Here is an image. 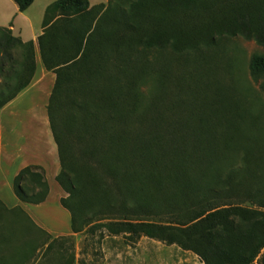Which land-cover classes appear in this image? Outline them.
<instances>
[{
  "label": "trees",
  "instance_id": "obj_1",
  "mask_svg": "<svg viewBox=\"0 0 264 264\" xmlns=\"http://www.w3.org/2000/svg\"><path fill=\"white\" fill-rule=\"evenodd\" d=\"M13 2L24 12L34 0ZM225 35L264 45V0L47 6L36 44L44 69L54 74L45 109L59 162L55 181L66 194L59 203L74 235L98 232V241L121 235L128 245L145 237L191 252L202 264H264V150L252 149L262 127L226 94L209 108L165 111L166 80L149 57L153 50L198 51ZM35 70L34 43L0 27V110ZM249 71L264 75V55L251 57ZM12 191L20 202L43 203L44 169L19 170ZM31 230L51 239L19 206L0 200V249ZM71 237L33 241L0 264H20L44 246L41 258L50 264L55 243L57 264H76L60 244Z\"/></svg>",
  "mask_w": 264,
  "mask_h": 264
},
{
  "label": "rangeland",
  "instance_id": "obj_2",
  "mask_svg": "<svg viewBox=\"0 0 264 264\" xmlns=\"http://www.w3.org/2000/svg\"><path fill=\"white\" fill-rule=\"evenodd\" d=\"M88 1L92 5L101 3L106 5L109 0ZM255 54L264 55V45H259L253 39H246L241 35L216 37L213 46L182 54H174L168 49L153 50L149 53V57L152 60L156 59L155 67L162 68L161 72L166 80L165 91L168 97L164 101L163 109L168 111L175 108L177 112L186 114L191 107L201 110L207 107L205 104L211 102L212 98L217 99L216 95L226 94L229 99L239 101L248 109L251 116L256 119V126L262 127L263 136L253 137L260 144L252 149L264 150V75L253 78L249 71V61ZM45 78L44 76L43 80ZM51 80L50 76H47L46 81L44 80L46 88L44 92L42 91L43 94L35 91L29 93L23 102V109L30 110L34 105L42 108L45 97L47 104V96L52 87H49ZM142 91L146 93L149 87L142 88ZM10 127H14L21 134L29 135L36 133L42 125L28 113H18ZM45 127L49 132L46 109ZM5 188L6 185L3 184L2 189ZM53 197L48 208L33 209V213L41 214L46 219L49 216L56 218L59 222L61 221V224L57 225V230L64 231L69 227V221L66 223L65 220L60 219L58 206L53 205L55 203ZM234 202L242 203L241 206L245 207L251 206V203L245 199H235ZM12 225L14 224H10ZM13 228L18 227L15 225ZM98 234V232L93 236L77 234L60 241V244L66 251V255L74 253L76 264L80 260H83L85 264H201L193 253L183 251L175 245L169 246L145 237L140 238L136 244L128 245L121 235H106L98 241ZM51 239L54 238L51 237ZM51 239L31 230L18 235V240L11 247L1 248L0 258L8 259L16 248H29L35 245L33 241L41 244ZM44 250L45 246L39 248L34 256L20 264H49L47 258H41ZM50 253L49 255H53L54 258L50 264H57L56 243Z\"/></svg>",
  "mask_w": 264,
  "mask_h": 264
},
{
  "label": "crops",
  "instance_id": "obj_3",
  "mask_svg": "<svg viewBox=\"0 0 264 264\" xmlns=\"http://www.w3.org/2000/svg\"><path fill=\"white\" fill-rule=\"evenodd\" d=\"M54 1L34 0L24 12H19L13 0H0V27L9 28L12 35L19 37L23 42L32 41L34 43L36 63V70L30 84L0 110V200L7 208L19 206L33 222L35 220L34 223L41 230L56 239L74 236V234L70 230L69 213L59 203V200L66 197V194L55 181V177L59 172V162L50 130L48 132L45 127L44 105H47L45 102L46 97L43 99L42 108L34 105V103L32 109H23V102L30 92L35 91L43 94L42 91L44 92L46 88L45 81L47 76L52 77L49 87L53 86L54 83V74L44 69L36 44L37 37L42 33V20L45 9ZM90 6L93 5L90 3ZM44 76L46 77L45 81L43 80ZM18 113H28L33 116V119L38 123L40 122L42 128L37 129L36 133L29 135L17 132L14 127L9 128ZM29 165L42 167L48 183L49 194L46 200L39 205L20 202L12 191L13 178L19 170ZM3 184L6 185L5 189H2ZM52 197L55 200L53 205L58 206L60 219L65 220L66 223L69 221V227L64 231L57 230V225L61 224V221L59 222L56 218L49 216L48 219L50 220H48L41 214L36 215L33 213V209L43 210L48 208Z\"/></svg>",
  "mask_w": 264,
  "mask_h": 264
}]
</instances>
